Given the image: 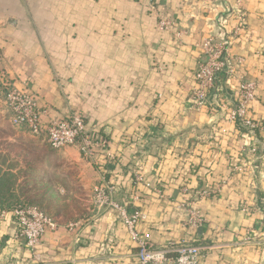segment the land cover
Here are the masks:
<instances>
[{"label":"crops","instance_id":"obj_1","mask_svg":"<svg viewBox=\"0 0 264 264\" xmlns=\"http://www.w3.org/2000/svg\"><path fill=\"white\" fill-rule=\"evenodd\" d=\"M0 1V77L33 95L44 122L73 108L99 127L117 156L105 173L116 200L130 216H146L137 231L154 248L173 259L170 244L194 243L206 248L198 264H264V135L247 139L226 111H197L190 103L204 60L200 44L237 28L231 51L246 60L242 76L257 83L250 116L264 123V0H241L243 20L231 9L237 0H160L177 21L174 29H186L181 42L133 0H97L77 10L37 7V18L46 21L35 23L12 18L25 14L23 7ZM223 80L217 90L234 104L236 93ZM252 145L256 157L243 151ZM135 157L144 183L134 182ZM203 192L209 195L198 198ZM192 201L206 221L198 231L186 224ZM55 222L58 228L35 248L41 264H139L118 211H99L90 201L82 217ZM27 257L11 216L0 218V264Z\"/></svg>","mask_w":264,"mask_h":264},{"label":"built area","instance_id":"obj_2","mask_svg":"<svg viewBox=\"0 0 264 264\" xmlns=\"http://www.w3.org/2000/svg\"><path fill=\"white\" fill-rule=\"evenodd\" d=\"M225 23V22H224ZM238 29L231 34L233 37ZM221 41L213 35L205 38L200 44L203 52V61L198 64L195 72L196 87L191 92L190 103L194 110L215 108L226 111L230 123L238 124L246 130V138L254 139L257 133L264 132V123L255 121L250 116L251 105L256 99L257 83L246 80L239 71L246 63L242 56L231 51L232 36ZM224 79V87L235 91V103L228 104L217 90V80ZM4 98L7 110L11 114V123L15 128L26 130L34 138H45L53 149L77 148L85 161L90 163L101 174L107 172L108 164L116 165L117 156L110 149V143L95 126H90L85 117L79 112H70L62 119L42 120V111L32 94L21 90L6 80ZM3 89V88H2ZM219 92V93H218ZM246 155L258 156L256 145L243 149ZM134 182L144 183L139 171L134 172ZM185 194L187 189H183ZM160 193V191H158ZM209 192H203L198 198H204ZM133 201L138 200L134 195ZM93 205L97 210L114 209L118 211L123 224L127 227L131 237L138 247L139 264H198L203 246L191 243L170 244L174 258L169 259L168 250L154 248L148 238L143 237L137 226L145 221L146 216L135 213L130 216L126 206L116 200V188L103 179L102 184L94 188ZM190 203L187 226L198 231L206 224L200 212ZM11 216L16 229V238L23 241L25 249L40 261L35 253L36 246L41 242L48 231L58 228L55 220L48 216L39 207L34 205L17 206L9 211H2L0 218Z\"/></svg>","mask_w":264,"mask_h":264},{"label":"rangeland","instance_id":"obj_3","mask_svg":"<svg viewBox=\"0 0 264 264\" xmlns=\"http://www.w3.org/2000/svg\"><path fill=\"white\" fill-rule=\"evenodd\" d=\"M133 1L154 19L159 29L174 35L178 42L182 41L183 36L186 35V29L182 28L178 31L174 29L177 21L162 11L160 0ZM7 2L17 3L24 9L25 14L14 15L12 18L16 17L20 21L35 23L46 21L45 18H37L35 14L37 7L47 6L62 10L65 6L77 10L76 7H93L97 0H7ZM0 3L2 2L0 1ZM235 5L234 8H231L232 11L237 14L239 19L243 20L245 9L242 6V1L237 0ZM65 17L69 18L70 16L65 15ZM71 17L78 20L81 16L71 15ZM227 17L225 16L224 19ZM224 19L220 21L222 27L226 23ZM3 92L4 89H1L0 156L6 157L7 164L11 166V177L8 180L12 190L11 194H15L23 204L41 208L48 216L55 218L60 223L66 224L82 217L87 211L90 201L93 203L94 188L100 185L98 180L97 183L94 180L92 169L102 179V182L103 179L109 181L106 175H101L88 162L89 167L85 163L88 169L84 168L77 148L53 149L44 140L32 137L26 130L15 128L11 123L9 111L6 109ZM70 112L81 113L80 110L73 108ZM95 127L100 131L98 126ZM136 158L133 159L135 162L133 169L141 172L142 160ZM32 262L41 264V261H37L32 255L26 259L22 258L19 264Z\"/></svg>","mask_w":264,"mask_h":264},{"label":"trees","instance_id":"obj_4","mask_svg":"<svg viewBox=\"0 0 264 264\" xmlns=\"http://www.w3.org/2000/svg\"><path fill=\"white\" fill-rule=\"evenodd\" d=\"M6 84L5 77H0V85L4 89ZM10 117L11 114L9 113ZM241 129L240 125L237 124ZM246 131V130H245ZM259 134V133H257ZM8 159L6 157L0 156V214L2 211L12 210L14 207L17 206H29V204L21 203L15 194H11L12 190L8 184V180L11 177V166L7 164ZM114 168V165L108 164L106 166L107 171ZM41 209V208H40ZM42 210V209H41ZM43 211V210H42Z\"/></svg>","mask_w":264,"mask_h":264},{"label":"water","instance_id":"obj_5","mask_svg":"<svg viewBox=\"0 0 264 264\" xmlns=\"http://www.w3.org/2000/svg\"><path fill=\"white\" fill-rule=\"evenodd\" d=\"M262 135H264V132H261Z\"/></svg>","mask_w":264,"mask_h":264}]
</instances>
